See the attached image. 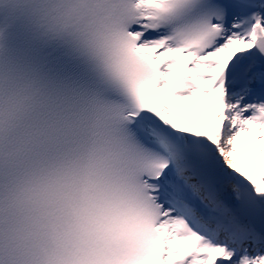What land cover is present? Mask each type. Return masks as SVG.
Instances as JSON below:
<instances>
[{
  "label": "snow or ice",
  "instance_id": "obj_1",
  "mask_svg": "<svg viewBox=\"0 0 264 264\" xmlns=\"http://www.w3.org/2000/svg\"><path fill=\"white\" fill-rule=\"evenodd\" d=\"M5 3L0 264H264V0Z\"/></svg>",
  "mask_w": 264,
  "mask_h": 264
},
{
  "label": "clouds",
  "instance_id": "obj_2",
  "mask_svg": "<svg viewBox=\"0 0 264 264\" xmlns=\"http://www.w3.org/2000/svg\"><path fill=\"white\" fill-rule=\"evenodd\" d=\"M70 5L67 0H29L26 8H16V11H24L25 25H32L38 18L39 14L45 10L67 8ZM13 11V6L5 3V0H0V18L7 17ZM18 47L17 45L9 42L5 45L4 55L7 58L9 55L14 54L13 50Z\"/></svg>",
  "mask_w": 264,
  "mask_h": 264
},
{
  "label": "rangeland",
  "instance_id": "obj_3",
  "mask_svg": "<svg viewBox=\"0 0 264 264\" xmlns=\"http://www.w3.org/2000/svg\"><path fill=\"white\" fill-rule=\"evenodd\" d=\"M213 99H214V97H209L207 100L204 101L205 105H203V107H202V110L204 112L211 113V115L214 112V109L212 107H210L211 102H212ZM239 147L241 148V157H240V159L244 161V163L241 164V165L245 166L248 163V161L251 159V157H252V155L254 153V145L249 146L248 140H247L246 142H241L239 144Z\"/></svg>",
  "mask_w": 264,
  "mask_h": 264
},
{
  "label": "bare ground",
  "instance_id": "obj_4",
  "mask_svg": "<svg viewBox=\"0 0 264 264\" xmlns=\"http://www.w3.org/2000/svg\"><path fill=\"white\" fill-rule=\"evenodd\" d=\"M179 110L182 112H185L186 114H188L192 118L197 119L199 123H202L205 120L211 119V117H212L209 113L202 112V110H199L197 112L189 110L188 106H182L181 108H179ZM240 166L243 167L242 165H240Z\"/></svg>",
  "mask_w": 264,
  "mask_h": 264
}]
</instances>
